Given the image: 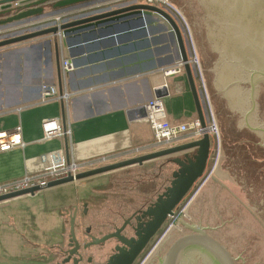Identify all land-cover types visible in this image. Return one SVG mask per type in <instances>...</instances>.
I'll list each match as a JSON object with an SVG mask.
<instances>
[{"label":"water","instance_id":"water-1","mask_svg":"<svg viewBox=\"0 0 264 264\" xmlns=\"http://www.w3.org/2000/svg\"><path fill=\"white\" fill-rule=\"evenodd\" d=\"M49 1L0 0V16H3L0 27L44 16L43 4ZM93 1L59 0L53 6H88ZM169 1L189 23L222 141L219 171L158 248L154 264H264V0ZM133 16L137 19L127 21ZM144 18H160L165 22L164 28L169 30L179 49L176 61L184 64L199 119L206 126L182 32L173 17L156 5L134 3L64 18L60 25L53 23L2 38L0 48L48 34L63 33L71 41L73 34L79 36L89 28L141 25ZM122 21L123 24H118ZM110 38L114 41L113 34ZM148 43L143 41L142 45ZM158 53L159 68L174 62L171 55L161 56L163 51L159 48ZM167 94L164 86L156 91L157 96ZM63 126H67L64 105ZM211 145V135L205 133L196 140L80 172L75 178L82 180L172 156L169 161L178 165V169L173 171L170 185L145 212L155 232L205 174ZM66 147L69 151L68 144ZM73 181L74 177L69 175L50 181L47 188ZM41 190L36 185L13 191L0 195V202L35 195ZM76 217L77 206L70 216V245L76 238ZM133 251L128 264L140 249ZM69 252L73 255L72 249ZM114 263L117 261L111 264Z\"/></svg>","mask_w":264,"mask_h":264},{"label":"crops","instance_id":"crops-1","mask_svg":"<svg viewBox=\"0 0 264 264\" xmlns=\"http://www.w3.org/2000/svg\"><path fill=\"white\" fill-rule=\"evenodd\" d=\"M57 1L43 4L46 14L41 18H73L83 9L103 4L114 3L110 7L114 8L143 2L94 0L88 6L54 7ZM132 19L137 18L127 21ZM68 40L48 34L0 48V131L20 126L24 142L0 152V183L41 171L47 154L57 149L64 150L67 160L86 161L125 157L136 147L151 144L153 130L143 118L142 107L166 83L168 94L163 101L169 120L182 124L199 119L186 72L165 75L166 70L177 69L178 63L158 67L155 25H99ZM143 41L149 43L142 45ZM117 47L124 50L118 52ZM64 57L77 64L65 76L61 69ZM61 83L70 95L68 103L53 97L44 99V85L55 86L60 93ZM63 105L70 134L44 140L42 122L60 117L63 124ZM212 179L201 186L196 199ZM89 181L1 202L0 264H55L58 249L67 244L63 237L71 209L79 202L94 208L97 191Z\"/></svg>","mask_w":264,"mask_h":264},{"label":"built area","instance_id":"built-area-1","mask_svg":"<svg viewBox=\"0 0 264 264\" xmlns=\"http://www.w3.org/2000/svg\"><path fill=\"white\" fill-rule=\"evenodd\" d=\"M145 3L156 5L169 13L173 19L177 18L182 24L181 26L188 40L193 39L191 29L186 18L173 3H171L169 0H145ZM57 18L59 21L57 24L60 25L62 19L60 22V16ZM59 35L62 38L64 37L63 33H60ZM189 61L191 65H193L192 68H200L199 57L198 54H196V51L193 50V47L191 56H189ZM61 69L62 74L65 76L67 72L73 71L75 69V65L71 59L64 57L62 59ZM174 71H185L183 62L178 63L177 69L166 70L165 75H170ZM164 87L168 91L167 83L164 85ZM201 90L203 91V93H201V97L203 98V107H205L204 114L207 121L206 126H202L200 119H196L190 123L173 124L168 118L163 97L156 95L149 99L143 105L142 113L143 118L148 121L153 130V142L144 147H136L133 151V156H139L146 154L147 152L150 153L153 151L173 147L175 145L181 144L180 142L183 140L191 141L194 138H202L205 133H209L211 137L217 141L218 145H221L220 133L214 112L212 109H210V107L208 108V105L206 104V91L202 88ZM43 97L44 99H49L51 97L58 98L66 104L68 103L70 95L67 91H62L59 93L58 88L55 86L44 85ZM42 129V138L44 140L56 137L62 138L70 134V129L67 126L64 128L60 117H52L44 120L42 122ZM23 144L24 142L22 140L20 126L15 127L14 129L0 131V152L9 151L13 148L22 146ZM115 157L104 156L99 159H90L86 161L67 160L64 150L57 149L47 154L48 161L45 164L44 169L41 171L28 173L20 179L0 183V195L36 185L41 186L42 188H47V185L50 181L64 178L69 175L74 177L73 182L76 183L77 179L75 176L78 173L113 163L117 159ZM177 209L178 208L174 210L173 215H170V221L172 222L170 223L168 230L175 226L176 219H179L180 214H183V212L185 213L186 210V208L178 211ZM185 214H183V216Z\"/></svg>","mask_w":264,"mask_h":264},{"label":"rangeland","instance_id":"rangeland-1","mask_svg":"<svg viewBox=\"0 0 264 264\" xmlns=\"http://www.w3.org/2000/svg\"><path fill=\"white\" fill-rule=\"evenodd\" d=\"M141 1H143L142 3H145V0H141ZM116 3H119V1ZM122 3L123 2H121V4ZM113 4L114 3L110 4L109 6H104L103 4L101 6L98 5L99 7H95L91 9H83L81 11L82 12L81 14L95 12L97 10L113 7ZM57 17L59 16H49L45 18L37 17V18L30 19V20H25L23 22H17V23L6 25V26H1L0 27V39L14 35V34H18V33L30 32L39 27H44L45 25H51L53 23L57 24V22L59 23ZM64 18H69V17L68 15H66ZM174 20L176 21V23L178 24L182 32V36H183L185 46H186L189 56H191L192 47H193V50H195L197 54L194 39L188 40L181 26L182 24L179 22L177 18H174ZM60 22H61V16H60ZM148 22H150V25L156 26V38L159 41L158 48L163 51V54L161 56L167 57L171 55L174 59L173 64H176L177 63L176 59L178 57L179 49L176 43L174 42V40H172L171 38L172 36L170 35L169 30L164 28L165 22L160 18L155 19V20L144 18L143 23L141 25L147 26L149 24ZM128 25H136V24L129 23ZM144 36H146V34ZM193 73H194L195 83H196L198 92L200 94V97H201V93H203V91L201 90L202 88L203 90L206 91V97H205L206 104L208 105V108L210 107V109H212L213 111L201 65H200V68H197V67H195V69L193 68ZM200 99H201V102L203 103V98L201 97ZM203 106H204V103H203ZM196 139H199V138H194L193 140H196ZM220 139H221V136H220ZM211 141H212V145H211V150H210V159H209V162L206 168V172L199 180L195 182L193 187L190 189V191L187 193L184 199L177 206L178 208L177 211L186 208L185 210V213H186L189 210V208L193 205V201H195L198 192L201 190V186L204 185L210 178H213L219 171L221 145H218L217 141L213 140L212 138H211ZM119 157L120 156H117L115 158H119ZM132 157H136V156H133V154L132 155L130 154L125 157L116 159L115 162L129 159ZM170 157L172 156H165V157L153 159V160L145 162L144 164L130 165L127 167L114 170V171H110L107 173L89 177L88 179L87 178L82 179L76 183L75 182H71V183H74L76 185V184H80L79 183L80 181L85 182L88 180H90L89 183H91V185L92 183H94L95 189L97 191L96 192L97 196L93 197L94 209L98 207L101 209L103 208L104 210L116 208L118 205L122 203V201L129 199L128 197L132 198V196L136 195L138 198L139 195L136 192L142 191V190L150 191L149 200L155 201L157 199L158 194L163 192L166 189L167 185H170V179H171V175L173 171L178 169V165L169 161L171 159ZM160 176L165 177V179L163 178L164 179L163 181L160 180ZM43 189H47V188H43ZM81 203L82 202H79L78 205H81ZM94 212L96 213L95 210ZM185 213L183 212V214ZM183 214H180V218L176 219L175 226L179 223L180 219L183 217ZM69 219L70 217H67L66 219L67 223H66L65 234L63 237L64 238L63 242H65L64 244H66V242L68 241V237H69L68 235L69 234ZM94 220H95L94 217H91V218L88 217V219L83 223L82 227H80L81 231H84L85 224L92 222ZM171 222L172 221H168L167 227L161 232L160 236L164 234V232L167 230ZM175 226H173L170 229V231L167 234V237L172 232V230L175 228ZM161 245H159V247Z\"/></svg>","mask_w":264,"mask_h":264},{"label":"flooded vegetation","instance_id":"flooded-vegetation-1","mask_svg":"<svg viewBox=\"0 0 264 264\" xmlns=\"http://www.w3.org/2000/svg\"><path fill=\"white\" fill-rule=\"evenodd\" d=\"M163 178L165 179L160 176V180L163 181ZM172 179L173 173L170 182ZM136 193L139 195L138 198L136 195L132 198L128 197L129 199L122 201L116 208L109 210L99 207L91 210L88 203L87 207L85 203L75 205L77 206L76 238L70 245L68 237L67 244L58 249L55 254V264H111L115 261L116 264H128L133 249V252L138 249L140 251H137L130 264L156 263L158 247L161 244L163 246L170 231L167 228L160 236L170 221V215H167L161 226L153 232L152 220L145 212L155 201L149 200L150 191L142 190ZM75 206L72 212L75 211ZM88 217H94L95 220L85 224L84 231H81L80 227ZM68 235H70V219ZM71 249L73 255L69 252Z\"/></svg>","mask_w":264,"mask_h":264},{"label":"bare ground","instance_id":"bare-ground-1","mask_svg":"<svg viewBox=\"0 0 264 264\" xmlns=\"http://www.w3.org/2000/svg\"><path fill=\"white\" fill-rule=\"evenodd\" d=\"M79 180H76V182H78Z\"/></svg>","mask_w":264,"mask_h":264},{"label":"trees","instance_id":"trees-1","mask_svg":"<svg viewBox=\"0 0 264 264\" xmlns=\"http://www.w3.org/2000/svg\"><path fill=\"white\" fill-rule=\"evenodd\" d=\"M25 196H27V195H25ZM22 197V196H21ZM159 238V237H158Z\"/></svg>","mask_w":264,"mask_h":264}]
</instances>
